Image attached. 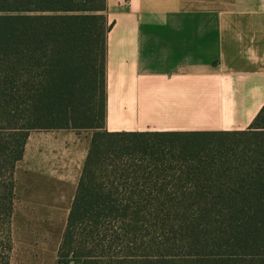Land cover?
Wrapping results in <instances>:
<instances>
[{
  "label": "trees",
  "instance_id": "1",
  "mask_svg": "<svg viewBox=\"0 0 264 264\" xmlns=\"http://www.w3.org/2000/svg\"><path fill=\"white\" fill-rule=\"evenodd\" d=\"M105 10L0 0V264L26 140L59 129L92 134L55 264H264V105L244 131L107 132Z\"/></svg>",
  "mask_w": 264,
  "mask_h": 264
},
{
  "label": "crops",
  "instance_id": "2",
  "mask_svg": "<svg viewBox=\"0 0 264 264\" xmlns=\"http://www.w3.org/2000/svg\"><path fill=\"white\" fill-rule=\"evenodd\" d=\"M105 5L110 25L105 39L107 132L250 127L264 105V0H105ZM91 134L30 132L14 173L12 224L22 194L29 196L19 209L23 217L62 216L67 202V218ZM38 227L47 231L46 225ZM29 231L35 232V225L21 229Z\"/></svg>",
  "mask_w": 264,
  "mask_h": 264
},
{
  "label": "rangeland",
  "instance_id": "3",
  "mask_svg": "<svg viewBox=\"0 0 264 264\" xmlns=\"http://www.w3.org/2000/svg\"><path fill=\"white\" fill-rule=\"evenodd\" d=\"M193 1H208V0H187ZM218 137L214 136H174V137H161L167 142H172L175 145L181 143H191L193 145L213 143ZM16 177H23L20 174H16ZM43 188V184H41ZM40 188V187H39ZM44 189V188H43ZM35 190V185H33ZM38 190V189H36ZM28 196V195H27ZM26 195H20V203L18 204L14 222L12 224V248L7 253L9 264H54L56 260V249L58 247V241L63 229V225L66 220V203L63 204L61 210L62 216L54 218H27L22 216L21 204ZM29 197V196H28ZM38 203L35 202V205ZM24 225H35V232H21ZM46 225V230L41 229L38 226ZM44 229V228H42Z\"/></svg>",
  "mask_w": 264,
  "mask_h": 264
}]
</instances>
